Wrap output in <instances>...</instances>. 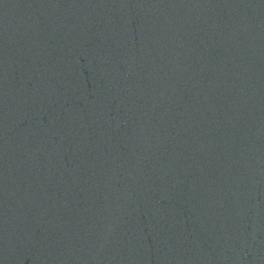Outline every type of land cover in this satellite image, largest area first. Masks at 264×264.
Segmentation results:
<instances>
[{
    "label": "water",
    "instance_id": "95a60500",
    "mask_svg": "<svg viewBox=\"0 0 264 264\" xmlns=\"http://www.w3.org/2000/svg\"><path fill=\"white\" fill-rule=\"evenodd\" d=\"M0 264H264V0H0Z\"/></svg>",
    "mask_w": 264,
    "mask_h": 264
}]
</instances>
